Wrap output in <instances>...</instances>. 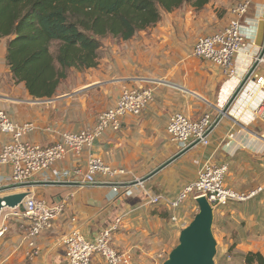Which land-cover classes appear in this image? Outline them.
Returning a JSON list of instances; mask_svg holds the SVG:
<instances>
[{
	"label": "crops",
	"instance_id": "1",
	"mask_svg": "<svg viewBox=\"0 0 264 264\" xmlns=\"http://www.w3.org/2000/svg\"><path fill=\"white\" fill-rule=\"evenodd\" d=\"M237 2L211 0L202 9L186 6L163 12L157 24L129 40L104 38L97 66L73 69L52 98H36L25 83L16 81L6 60L8 38L0 37V107L17 123L34 122L36 129L24 139L42 146L62 142L65 131L79 132L93 126L102 111L116 104L124 88L153 86V99L147 108L140 115H124L121 128L107 129L95 141L93 151L114 168L124 170L110 180L141 178L149 192L164 197L161 203L151 204L142 190L121 197L109 185H83L90 153L78 155L70 150L54 164L58 176L48 170L28 186L3 193L30 189L51 204L64 203L65 208L53 227L37 237L40 253L34 258L28 256L30 247L24 241L30 220L18 216L5 219V214L13 211L5 208L0 227L5 224L8 231L0 245V264H68L62 242L65 235L78 230L87 239L96 240L118 217L122 221L115 232L116 246L130 250L134 264H162L179 241L182 222L189 224L198 212L194 198L176 209L166 198L178 197L196 180L206 162H228L227 184L239 192H251L264 184V122L250 121L255 103L246 104L257 100L251 97L255 90L248 89L249 98L237 112L230 109L224 115L208 146L185 148L168 132L169 119L176 112L195 120L207 112L220 114L243 78L244 66L262 51L257 36L264 20V0H256L244 26L249 45L238 57L235 78L228 79L218 65L194 54L197 38L204 31L216 33L228 26L230 8ZM10 139L0 132V153ZM11 171V165L0 164L2 179L8 180ZM231 203L215 210L217 255L228 264L230 256L246 264L244 255L249 252L264 256V190L250 200ZM174 215L178 222L172 219ZM162 252L164 257L160 258ZM92 264L105 262L96 255Z\"/></svg>",
	"mask_w": 264,
	"mask_h": 264
},
{
	"label": "built area",
	"instance_id": "2",
	"mask_svg": "<svg viewBox=\"0 0 264 264\" xmlns=\"http://www.w3.org/2000/svg\"><path fill=\"white\" fill-rule=\"evenodd\" d=\"M255 1L239 0L230 8L232 18L225 29L216 33L202 34L195 43L194 54L218 65L228 79L236 77L238 57L249 45L244 26L247 15ZM260 53L261 51L252 58L251 64L247 65L242 81L249 74V78L243 87L245 91L248 89L256 91V94L251 95V97L255 96L257 100L253 106V115L250 121L261 119L264 122V73L258 71L260 64L264 63V57L260 58ZM256 62L257 65L255 66ZM154 91L153 86L124 88L116 104L102 111L93 126L79 132L65 131L62 133V142L51 146H42L37 142L24 139L26 134L36 129L35 123H17L11 119L6 110L0 107V132L11 136L10 141L0 153V164L11 165L12 167L8 180L0 177V194L28 186L37 176L44 175L48 170H52L53 175L58 176L57 170L53 169L54 164L65 158L67 153L72 150L78 155L84 151L90 153L88 168L81 184L89 186L109 185L121 197L134 196L141 193L137 191L142 190L143 195L151 204L161 203L164 197L149 192L141 178H135L130 182L110 180L119 172L124 173V170L114 168L93 151L95 141L107 129L119 130L121 128L124 115H140L152 101ZM224 109H221L217 116L212 112H207L197 120L183 112L172 114L168 123L171 139L184 144L185 148L193 144L208 146L211 143L214 129L219 125L224 115L230 111L229 109L224 113ZM261 138L264 140V134L261 135ZM228 171V162H206L199 170L196 180L189 184L178 197L166 198L167 203L171 208L176 209L187 195L193 194L194 199L205 196L214 210H217L231 202L246 201L264 190V184L251 192L245 193L235 190L226 182ZM99 175L101 177H98ZM22 206L25 208L24 211L21 209ZM64 208V203L51 204L47 199L37 197L31 192L20 206L10 208L13 211L5 214V219L18 216L30 220V226L27 227L24 234V241L30 247L28 252L30 258H34L40 253L36 242L37 237L53 227L55 220L63 214ZM172 219L178 222L175 215ZM121 221V217L116 218L109 227L101 231L96 240L87 239L78 230H73L65 235L62 242L65 246L68 264H92L96 255L102 257L105 264H134L132 252L120 250L115 243V232L118 230ZM187 225L188 222H182L183 227ZM7 231L8 227L5 224L0 227V245ZM159 257H164V252L159 254Z\"/></svg>",
	"mask_w": 264,
	"mask_h": 264
},
{
	"label": "trees",
	"instance_id": "3",
	"mask_svg": "<svg viewBox=\"0 0 264 264\" xmlns=\"http://www.w3.org/2000/svg\"><path fill=\"white\" fill-rule=\"evenodd\" d=\"M210 1L0 0V37L8 38L6 60L16 81L36 98H52L73 69L97 66L104 38L129 40L163 12L202 9ZM244 257L246 264H264L261 252Z\"/></svg>",
	"mask_w": 264,
	"mask_h": 264
},
{
	"label": "water",
	"instance_id": "4",
	"mask_svg": "<svg viewBox=\"0 0 264 264\" xmlns=\"http://www.w3.org/2000/svg\"><path fill=\"white\" fill-rule=\"evenodd\" d=\"M257 40L258 44L262 46L259 57L263 58L264 20H261L259 23ZM254 65L256 66L257 62ZM248 78L249 74L244 78L230 98L231 102L236 99L240 89H242ZM227 110L228 107L224 109V113H226ZM30 193V189H25L20 192L0 195V215L5 208L20 206ZM196 201L199 205L198 212L191 222L181 230L179 243L170 251L168 257L162 264H217L215 258L218 252V242L213 230L215 210L205 196L197 197ZM21 209L24 211V206H22Z\"/></svg>",
	"mask_w": 264,
	"mask_h": 264
},
{
	"label": "rangeland",
	"instance_id": "5",
	"mask_svg": "<svg viewBox=\"0 0 264 264\" xmlns=\"http://www.w3.org/2000/svg\"><path fill=\"white\" fill-rule=\"evenodd\" d=\"M252 8V7H251ZM207 33H209V31H204V33L203 34H207ZM254 60V59H253ZM254 62H255V60H254ZM249 64H251V63H249ZM245 68L243 69V70H245L246 68H247V64L244 66ZM259 69L262 71V73H264V63H262V64H260V66H259ZM234 82H237L236 80L234 81ZM241 82H242V79H240V81H238V83H237V87H236V89L235 90H237V88L239 87V85L241 84ZM248 91V90H247ZM247 91H245V88L244 87H242V89H240V92L238 93V96H237V98L239 99V100H237L236 99V101L234 100L233 102H231V100H230V98L232 97V95L229 97V99H228V101L224 104V105H222V107L224 108H226V107H228V110L229 109H231V110H234V111H236L237 112V109H238V106L240 105V104H243V102L244 101H247V98H249L248 97V94H247ZM235 92V91H234ZM233 92V93H234ZM253 95V94H252ZM251 100V99H250ZM254 103H256V99H252L251 101H247V105L249 104V106H253L254 105ZM227 110V111H228ZM253 115V113L251 114V116ZM250 120V119H249ZM256 120V119H255ZM254 121V120H253ZM227 182V181H226ZM187 196H190L188 199H187V201H189L190 199H192V198H194V195L193 194H190V195H187ZM186 196V197H187ZM186 199V198H185ZM181 204V203H180ZM233 203H230V205H232ZM222 208V207H221ZM197 210H199V205H198V208H197ZM179 242V241H178ZM178 242H177V244H178ZM176 244V245H177ZM175 247V246H174ZM102 258V257H101ZM216 262H217V264H228L226 261L227 260H225V261H223L221 258H220V256L218 255V256H216ZM234 259H236L235 258V256H231V257H229V260H228V262H229V264H239L238 263V261L237 260H234ZM163 263V262H162Z\"/></svg>",
	"mask_w": 264,
	"mask_h": 264
},
{
	"label": "bare ground",
	"instance_id": "6",
	"mask_svg": "<svg viewBox=\"0 0 264 264\" xmlns=\"http://www.w3.org/2000/svg\"><path fill=\"white\" fill-rule=\"evenodd\" d=\"M250 63H251V61H250Z\"/></svg>",
	"mask_w": 264,
	"mask_h": 264
}]
</instances>
